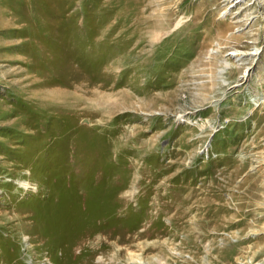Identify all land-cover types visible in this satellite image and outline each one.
I'll list each match as a JSON object with an SVG mask.
<instances>
[{
	"label": "rangeland",
	"instance_id": "obj_1",
	"mask_svg": "<svg viewBox=\"0 0 264 264\" xmlns=\"http://www.w3.org/2000/svg\"><path fill=\"white\" fill-rule=\"evenodd\" d=\"M263 261L264 0H0V264Z\"/></svg>",
	"mask_w": 264,
	"mask_h": 264
},
{
	"label": "bare ground",
	"instance_id": "obj_2",
	"mask_svg": "<svg viewBox=\"0 0 264 264\" xmlns=\"http://www.w3.org/2000/svg\"><path fill=\"white\" fill-rule=\"evenodd\" d=\"M237 1L238 0H232V3H237ZM244 54H247V53H242V52H238L237 50H233V52H231V53H229V55H232V56H234V57H236V59L235 60H241V59H243V56H244ZM252 54H254V53H252ZM243 61V60H242ZM225 69L226 68H228V67H230L231 65L230 64H228V62H225ZM235 68H237V66L235 67ZM223 72V71H222ZM81 103V102H80ZM79 102H77V104H76V106L77 105H79L80 104ZM182 183V182H181ZM174 184V183H173ZM172 184V185H173ZM221 183L220 182H217L216 180L215 181H212V184L210 185V186H208V187H206V190H210V192H213V193H215L216 192V194H215V196H218L219 195V191H221L222 190V186L220 185ZM170 183H165L164 182V184H161V185H159L158 187H156V190H157V198L160 200H162V197H163V194H161L163 191L165 192V193H167V191H168V189H170V188H172L173 186H172ZM183 185V184H182ZM202 185V184H201ZM205 186H206V184L204 183L200 188H205ZM253 186H255V184H252V187ZM186 187V186H185ZM181 188V187H180ZM179 188V189H180ZM187 188H189V189H191L190 190V192H191V194L189 195V196H185L184 197V201L183 200H181L182 198V196L180 195V191H182V190H180L178 193V195H176V199H178V200H181V201H183L184 203H186L187 205L190 203V202H193V200H194V198H199L200 199V197H197V190L196 189H194L193 188V186L190 184V185H188L187 186ZM178 188H176V190H177ZM204 190V189H203ZM183 191H184V189H183ZM187 191V190H186ZM185 191V192H186ZM189 191V190H188ZM187 191V192H188ZM186 192V193H187ZM202 192V191H201ZM181 193H184V192H181ZM205 193V192H204ZM207 193H208V191H207ZM199 194V193H198ZM173 195V194H172ZM185 195V193L183 194V196ZM214 195V194H213ZM165 196H167V195H165ZM171 196V195H170ZM206 197V196H205ZM173 199H175L174 197H173ZM198 199V200H199ZM165 200V199H164ZM202 200V199H201ZM199 200L200 201V203L201 204H205V202H204V200ZM206 200V199H205ZM197 201V200H196ZM174 202V201H173ZM175 203V202H174ZM177 203V202H176ZM186 204H185V206H186ZM176 205V204H175ZM178 205H179V203H178ZM189 206V205H188ZM210 206V205H209ZM170 207V206H169ZM179 207V206H178ZM167 208H168V206H167ZM171 208V207H170ZM173 208V211H174V207H172ZM191 208V207H190ZM189 208V209H190ZM203 208H205V207H203ZM201 209V213H203V211H204V209ZM209 208V207H208ZM186 209H188V208H186ZM165 210V209H164ZM168 210H169V208H168ZM180 210V209H179ZM197 210V209H196ZM195 210V211H196ZM206 211H207V208L205 209ZM193 211V210H192ZM192 211H190V212H192ZM170 212H172V211H170ZM180 212V211H179ZM179 212H178V216H179V218L182 220V221H184V217L185 216H187V215H184V214H182V212H181V214H179ZM208 212V211H207ZM211 212V211H210ZM199 214V213H198ZM211 214V213H210ZM177 215V214H176ZM203 215V214H202ZM204 216H205V214H204ZM203 216V217H204ZM174 217H175V215H174ZM202 217V218H203ZM207 218V217H206ZM176 220V219H175ZM180 220V221H181ZM189 221V220H188ZM196 223H198V222H196ZM184 224V223H183ZM186 224V227L188 228V229H191V230H195L196 228H198V227H200V228H204V226H202V222L201 221H199V224H195L194 226H192V225H190V226H187V223H185ZM204 224V223H203ZM205 228H206V226H205ZM204 228V229H205ZM207 231V230H206ZM258 264H264V261L263 262H261V263H258Z\"/></svg>",
	"mask_w": 264,
	"mask_h": 264
}]
</instances>
